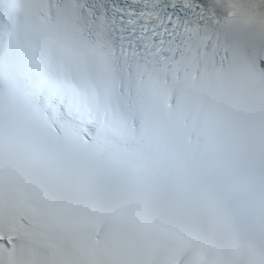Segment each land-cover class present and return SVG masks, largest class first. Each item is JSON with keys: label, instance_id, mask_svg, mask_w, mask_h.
Instances as JSON below:
<instances>
[{"label": "snow or ice", "instance_id": "1", "mask_svg": "<svg viewBox=\"0 0 264 264\" xmlns=\"http://www.w3.org/2000/svg\"><path fill=\"white\" fill-rule=\"evenodd\" d=\"M0 264H264V0H0Z\"/></svg>", "mask_w": 264, "mask_h": 264}]
</instances>
